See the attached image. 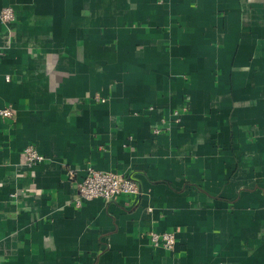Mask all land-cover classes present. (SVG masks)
<instances>
[{"label": "crops", "instance_id": "0c3cea01", "mask_svg": "<svg viewBox=\"0 0 264 264\" xmlns=\"http://www.w3.org/2000/svg\"><path fill=\"white\" fill-rule=\"evenodd\" d=\"M6 7L0 264H264V0ZM89 166L139 194L77 207Z\"/></svg>", "mask_w": 264, "mask_h": 264}, {"label": "built area", "instance_id": "2783aa9c", "mask_svg": "<svg viewBox=\"0 0 264 264\" xmlns=\"http://www.w3.org/2000/svg\"><path fill=\"white\" fill-rule=\"evenodd\" d=\"M0 20L4 24L15 21L14 10L11 7L3 8L0 12ZM9 80V77H7ZM98 101L104 102L100 97H96ZM180 112L174 115L178 118ZM0 117L10 119L13 112L10 107L0 109ZM178 120V119H177ZM156 134L160 133V129H155ZM23 156L28 165H35L44 162L47 157L40 154L37 149L30 145L23 150ZM77 170L71 168L68 170L70 179H75ZM78 196L75 199V205L80 207L84 202L94 199H103L109 203L116 200L119 196H131L139 194V185L131 176L116 174L113 172L100 171L92 166L87 167L85 177L76 183ZM176 232H159L151 231L148 233L150 243L155 248L173 252L176 248L177 237Z\"/></svg>", "mask_w": 264, "mask_h": 264}]
</instances>
